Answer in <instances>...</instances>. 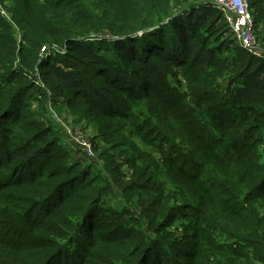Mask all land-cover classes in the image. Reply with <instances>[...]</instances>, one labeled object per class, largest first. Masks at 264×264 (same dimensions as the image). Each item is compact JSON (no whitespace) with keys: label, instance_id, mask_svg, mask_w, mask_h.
Listing matches in <instances>:
<instances>
[{"label":"trees","instance_id":"16d2710c","mask_svg":"<svg viewBox=\"0 0 264 264\" xmlns=\"http://www.w3.org/2000/svg\"><path fill=\"white\" fill-rule=\"evenodd\" d=\"M16 1L0 10V264H264V59L223 13ZM248 1L264 47V0ZM36 93L97 124L113 175L59 145Z\"/></svg>","mask_w":264,"mask_h":264},{"label":"rangeland","instance_id":"374dc122","mask_svg":"<svg viewBox=\"0 0 264 264\" xmlns=\"http://www.w3.org/2000/svg\"><path fill=\"white\" fill-rule=\"evenodd\" d=\"M210 3L213 0H208ZM16 0H6L4 3L0 2V9L2 13L6 16H10L13 8L15 7ZM17 33V37L20 38L19 34L21 33L20 29H15ZM259 33V38L263 40V34ZM106 34V33H105ZM231 35V34H230ZM233 36V35H232ZM264 44V42H263ZM262 45V44H261ZM2 71L0 70V73ZM43 81V80H42ZM225 83V82H224ZM43 87V86H41ZM45 89V88H44ZM39 98L40 94L36 93L34 95V99ZM31 102L32 109L41 115V118H47V120L53 125V128L56 132V135L59 139V145H64L71 152V155L74 160L82 162L84 165L90 166L91 173H96L101 170L102 173L109 175H113L112 166L108 165L109 157L104 155L102 149L105 145L103 137L99 132V128L96 126L95 122L90 121L89 119L80 120V116L76 114L78 111L75 106H70L66 104L64 100H59V102L54 103L53 101H47L45 104V109H39V101L35 99ZM44 101V99L42 100ZM41 101V102H42ZM45 103V102H44ZM59 121L65 122L71 126V130L76 134L80 141L89 140L93 146V151L91 155L83 149V145L77 142L74 138L69 137L63 129V125ZM109 145V144H108ZM155 153L158 151L153 150ZM117 156H120L119 153L116 152ZM116 162H121V158L119 157ZM122 171L127 174L130 172V169L127 166L122 167ZM118 200L121 199L120 195L117 194L116 197ZM170 229H166L164 233L169 232ZM180 232V231H179ZM181 233H178L180 235ZM167 239H172V235H167ZM177 242V241H176ZM189 243V242H185ZM190 245L186 244L185 247Z\"/></svg>","mask_w":264,"mask_h":264},{"label":"built area","instance_id":"2783aa9c","mask_svg":"<svg viewBox=\"0 0 264 264\" xmlns=\"http://www.w3.org/2000/svg\"><path fill=\"white\" fill-rule=\"evenodd\" d=\"M213 5L220 10L230 29V33L237 40L240 46L251 54L264 59V47L258 41L256 34V19L248 0H213ZM1 7V6H0ZM1 10V9H0ZM20 36V34H19ZM44 50V48H43ZM36 84L45 87L41 78L37 77ZM65 129L63 131L83 145V149L90 155L93 146L89 140L80 141L71 130V126L59 121Z\"/></svg>","mask_w":264,"mask_h":264}]
</instances>
